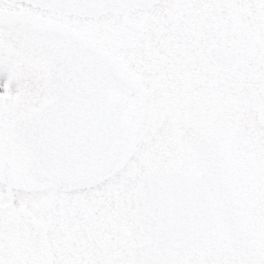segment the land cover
Segmentation results:
<instances>
[{
	"label": "snow or ice",
	"instance_id": "1",
	"mask_svg": "<svg viewBox=\"0 0 264 264\" xmlns=\"http://www.w3.org/2000/svg\"><path fill=\"white\" fill-rule=\"evenodd\" d=\"M0 264H264V0H0Z\"/></svg>",
	"mask_w": 264,
	"mask_h": 264
}]
</instances>
